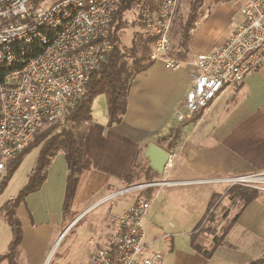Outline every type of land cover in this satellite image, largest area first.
<instances>
[{"label": "crops", "instance_id": "1", "mask_svg": "<svg viewBox=\"0 0 264 264\" xmlns=\"http://www.w3.org/2000/svg\"><path fill=\"white\" fill-rule=\"evenodd\" d=\"M232 31L233 29L226 30L218 36L209 32L206 27L201 28L183 59L189 61L196 53L214 50L227 40ZM193 72L194 67L190 63L178 71H167L161 61H156L145 71L137 73L129 90L127 112L118 125H109L108 109L104 113L97 111L94 105L96 98L94 99L91 119L70 125L91 161L90 169L79 178L71 212L67 215L63 212L68 165L66 153L61 150L51 158L47 179L41 189L29 195L17 208V215L24 229L21 250L28 243L27 232L34 230L36 234L41 231L40 227H46L48 241L53 237L55 227L67 220L69 224L63 235L73 225L72 229L77 227L83 220L81 217L94 207L109 203L104 201L108 196L129 187V181H132L130 186L147 182L149 176L157 173L145 155L150 144L159 146L172 156L164 174L155 179L178 183L167 186V197L171 194L168 192L176 189L193 192V196L201 193L203 198L198 203L201 210L195 213L198 216L192 218L193 210L188 212L189 218L196 223L189 233V248L184 247L185 251L177 249L176 235L173 232L151 230L149 235L146 229L150 252H161L164 256L163 264H168L166 257L169 255L174 256L169 264H209L217 255L226 254L225 249L233 252H239L242 247L251 252H255V248L264 250V232L258 224L260 211L250 210L254 204L256 206L257 200L246 208L229 232L226 244L220 246L211 259H206L194 251L190 244V234L205 217L213 193L221 195L223 200L226 199L224 195L229 187L216 183L215 180L264 170V65L252 70L239 87L226 89L207 110L192 120L180 122L176 111L192 88ZM99 96L105 95L100 94L97 97ZM174 132H178V136L171 148L170 141ZM155 195L157 197L158 193ZM156 197L145 219V228L153 205L157 202ZM138 198L128 202H115L116 205L109 208L110 220L96 222L94 231L98 242L94 248L82 250L86 264H90L92 253L108 242L112 232L111 217L127 211ZM112 201L113 199L110 200ZM158 210L161 213H170L166 201L158 205ZM217 219L219 223L224 221L223 215H217ZM238 228L241 230L238 236H241L237 237L236 242L230 241ZM167 234L172 235L171 241L164 238ZM163 241L167 245L154 248ZM92 242L90 240L88 244Z\"/></svg>", "mask_w": 264, "mask_h": 264}, {"label": "built area", "instance_id": "2", "mask_svg": "<svg viewBox=\"0 0 264 264\" xmlns=\"http://www.w3.org/2000/svg\"><path fill=\"white\" fill-rule=\"evenodd\" d=\"M178 3L145 0L132 16V27L154 37L153 62L161 61L167 71H178L189 63L194 67L192 88L176 111L178 121L185 122L264 65V0H244L243 20L227 40L189 61L172 55L171 29ZM122 4L123 0H0V179L8 159L82 100L91 75L114 48L110 32ZM215 182L264 191V171ZM174 184L178 183L167 179L144 182L104 201ZM155 197L150 201L139 197L127 211L111 217L110 238L92 253L90 264L164 263L163 254L150 252L147 244L145 219ZM164 238L171 241L172 235Z\"/></svg>", "mask_w": 264, "mask_h": 264}, {"label": "trees", "instance_id": "3", "mask_svg": "<svg viewBox=\"0 0 264 264\" xmlns=\"http://www.w3.org/2000/svg\"><path fill=\"white\" fill-rule=\"evenodd\" d=\"M144 1L123 0L120 9L115 12L109 38L114 48L108 53L100 67L91 75L86 92L77 107L66 114L64 126L57 121L39 130L34 139L21 153L7 160L6 172L0 184V192L7 186L13 174L21 165L24 155L34 148L39 149L37 162L29 175L28 183L21 189L16 198L9 201L5 206V217L9 224L11 240L6 251L0 254V264L3 262L18 264L16 262V254L24 239V229L21 220L17 217V208L24 203L29 195L41 189L47 179V170L51 158L61 150L66 153L68 165L63 212L65 215L71 212L79 178L86 170L90 169L91 161L84 153L83 147L76 139L70 125L78 121L91 119V106L94 99L100 94H104L107 99L109 125H118L122 122L127 112L128 94L135 75L145 71L153 64L150 59V53L154 37L151 34L135 33L134 35L137 36H134L135 38H133L130 47L122 45L125 28L128 25L132 26V19L128 23L127 18L132 17L139 5ZM201 6V0H197L190 5L178 45L180 51L175 55L179 59H183L189 50L192 42V30L199 16ZM177 136L178 132H174L170 141L171 148L174 147ZM161 175L163 174L153 173L146 181H154L161 178ZM127 184L130 187L132 181ZM259 192L258 190L242 186L228 188L224 197L236 200L237 213L231 219H228V211L224 212L223 218L225 222L230 221L222 225L219 234L217 233V227L222 223H217L216 212L209 214V211L212 206H215V200L221 195L213 193L207 207L206 221H201L197 224L190 234L192 249L206 259H211L216 250L226 244L229 232L246 208L258 198ZM154 193V189H147L139 197L150 201ZM203 222H206L204 226H202ZM208 234L212 236V239L207 246L205 235ZM248 264H264V256L252 260Z\"/></svg>", "mask_w": 264, "mask_h": 264}, {"label": "rangeland", "instance_id": "4", "mask_svg": "<svg viewBox=\"0 0 264 264\" xmlns=\"http://www.w3.org/2000/svg\"><path fill=\"white\" fill-rule=\"evenodd\" d=\"M195 1L197 0H179L177 12L171 29L173 56H175L180 51L178 45L181 39V32L187 19L190 5ZM243 1L244 0H201L202 6L199 11V16L196 20L194 29L192 30V41L193 39L195 40L197 38L199 30L203 27H206L209 32L217 34L218 36L224 34L226 30H234L243 18L240 10H238V8L241 7ZM127 19L129 23L132 17ZM135 33L138 32L133 29L131 25H128L125 28L124 35L122 37V45L130 47L132 45L133 38L137 36L134 35ZM106 100L107 99L105 96L96 97L94 105L97 111H102L103 113L107 111ZM64 120L65 117L58 122L60 124L62 123L64 126ZM38 154L39 149L34 148L28 154L24 155L21 165L15 171L7 186L0 192V254L7 249L11 237L9 224L5 217V206L9 201L16 198L21 189L28 183L29 175L36 165ZM1 182L2 178L0 179V184ZM167 188L168 187L166 186L162 187L161 189L154 190V195L158 193L156 197L157 202L154 203L152 212H150L148 216L146 229L148 230L149 235H151V230L152 232H173L176 235L175 239L177 242V249L180 251H185L184 247L187 246V248H189V233L196 224L195 220L189 218L188 212L193 210L192 218H194L195 215L198 216V214L195 213L201 210V205H198V203H200L203 198L201 193H197L195 196H193V192L188 193L176 189H174V191L168 192L171 193L169 197H172L169 198L166 195L167 191H169ZM259 193L260 194L256 199V206L254 204V208L252 207L250 210L255 209L260 211L258 224L262 227L264 232V191H260ZM139 194V191H131L130 193L116 196L112 202L109 201V203H104L99 207H94L89 213H86L81 217L83 220L79 219V221H81L79 224H77L78 222L76 223L77 227L72 229L74 227L73 225L63 235L62 233L68 226L69 222L66 220L63 224L57 225L56 227V223H54L55 225H52V227H55V231L53 237L50 238L51 240L49 239L47 241L48 235L46 233V227V230L43 229V226L40 227L39 229H41V231L36 232V234H34V230L27 232L28 243L24 249L21 250V248H19L16 254V262L18 264H86L85 257L82 256V250L83 248H94L95 244L98 242V238L95 237L96 234L94 231L96 222H106L107 220H110L109 208L114 207L116 205L115 202H128L131 199L138 198ZM196 199L197 202H195ZM162 201H166L170 209V213L165 214L159 212L158 205L161 204ZM236 203V200L232 199L229 201L227 198L223 200L222 197H219L215 200V206H212L209 214L216 212V214L221 217L225 211H228V219H231L237 213ZM206 217L207 214L202 221H206ZM229 221L230 220L227 222ZM246 221L248 222V218ZM227 222H225V220L223 222L220 221L222 224H219V227H217L218 234L220 233L222 225L226 224ZM203 223L204 224H202V226H204L206 222ZM217 223H219L218 219ZM241 229L244 230L245 228ZM240 231L241 230L238 228L230 237V241L236 242L237 237L241 236H238ZM95 239L96 241H94ZM211 239L212 236L210 234L205 235L207 246L210 244ZM90 240L93 242L88 244V241ZM164 245H167V243L163 241L161 244H156L154 248L157 249ZM225 251H227L226 254L222 253L217 255L209 264H246L252 259L264 256V250L261 251L259 248H255V252L249 251V249L246 247H242L239 252H233L230 249H225ZM173 259L174 256L169 255V257H166V262L169 264V262L173 261ZM1 264L8 263L3 262Z\"/></svg>", "mask_w": 264, "mask_h": 264}, {"label": "water", "instance_id": "5", "mask_svg": "<svg viewBox=\"0 0 264 264\" xmlns=\"http://www.w3.org/2000/svg\"><path fill=\"white\" fill-rule=\"evenodd\" d=\"M145 155L149 158L152 169L159 174H164L171 155L155 144L148 146Z\"/></svg>", "mask_w": 264, "mask_h": 264}]
</instances>
